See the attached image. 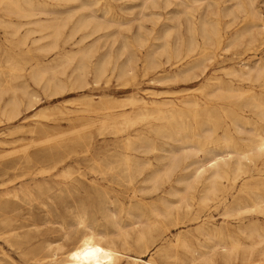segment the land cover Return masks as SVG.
I'll return each instance as SVG.
<instances>
[{"label":"bare ground","instance_id":"bare-ground-1","mask_svg":"<svg viewBox=\"0 0 264 264\" xmlns=\"http://www.w3.org/2000/svg\"><path fill=\"white\" fill-rule=\"evenodd\" d=\"M51 1L55 7L65 2L78 5L62 18V11L43 0H0V5H8L4 8L8 16L27 20L19 24L10 19L2 21L11 30L10 36H16L23 25L28 26L17 41L21 46L32 34L48 32L32 40L50 38L51 42L40 49L44 53L54 50L56 57L45 63L36 61L27 73L28 79L48 90V98L78 93L65 101L79 98L90 107L101 104L99 135L102 139L110 135L112 144L109 147L104 139L100 146L91 134H79L78 143L89 152L83 162L100 166L98 184L69 178L72 166L81 162L58 152L65 148L73 153L78 144L74 141L19 158L20 167L50 163L30 175L29 183L25 180L21 191L27 194L32 187L50 190L58 178L71 189L96 185L100 191L92 215L72 206L63 211L48 209L45 204L33 208L27 203H0V212L19 210V229L27 227L21 221H42L34 225V231L14 233L13 242L8 236H0L19 256V264H264V51L256 59L222 68L226 78H207L206 84L195 87L196 91L208 87L209 81L214 84L209 93L200 96L191 88L136 89L112 99L114 105L108 107L102 96L94 99L87 93L91 85L107 81L111 75L122 88L135 81L139 60L136 51L147 44L152 31L145 33L143 22L155 26L160 18V13L153 11L156 9L164 14L140 59L142 72L163 63H170L175 70L152 77L151 84H192L204 75L205 62L217 50L244 46L259 51L264 45V16L254 0H140L133 42L122 37L117 47H113L116 32L110 30L128 24L106 18L107 7L99 10L103 16L100 19L99 12L92 8L98 0ZM78 11L83 13L75 17ZM69 23V33L63 36ZM78 32L81 35L74 39ZM61 39L76 48L60 49ZM101 39L110 42L98 52ZM6 61L10 69H18L16 61ZM10 77L14 80L23 76ZM16 90L25 97V110L34 109L39 102L26 82L5 87L0 84V100L2 94L10 93L0 110L6 121L19 115L22 100ZM227 98V111L233 114L228 122L218 117L219 113L225 116L218 100ZM76 112L67 113L68 122L79 119L76 114L70 116ZM34 115L43 116L45 110L38 109ZM49 128L39 123L31 133ZM57 168L58 174L52 175L50 171ZM111 173L116 175L115 187H107L113 181L108 177ZM213 204L220 210V223L211 214ZM12 221L6 217L0 220L9 225ZM188 225L193 227L172 234V230ZM2 257L17 264L4 252Z\"/></svg>","mask_w":264,"mask_h":264},{"label":"rangeland","instance_id":"rangeland-1","mask_svg":"<svg viewBox=\"0 0 264 264\" xmlns=\"http://www.w3.org/2000/svg\"><path fill=\"white\" fill-rule=\"evenodd\" d=\"M48 4H52L51 0H43ZM259 1V2H258ZM140 0H98L92 8L97 10V14L99 12L100 19H103V16L100 9L107 7L108 12L105 15L108 19H120L125 21L127 27H115L110 31H115V43L113 47H117L122 40V37H125L129 42H133V34L137 29L136 18L138 17L139 9L136 7L139 4ZM258 2V3H257ZM74 3V4H73ZM257 4V5H256ZM2 5V4H1ZM0 5V84L2 87H5L9 84L19 85L21 82H26L28 85V89L35 92L37 95L39 102L35 106L34 109L25 110V97H23L19 90H16V96L22 100V104L19 106V115L12 121H6L5 117L1 114L0 111V203H8L11 205L19 206V203H27L31 205L33 208L41 207L42 204H45L46 208L57 207L60 210H66L69 207H73L76 209H85L89 214L92 215L93 210L97 207L98 201L100 200V191L96 185L89 187L87 189H71L69 185L63 183L60 179H57V184L52 185L50 190L45 188H33L32 185H28L31 188L27 193L21 191V186L25 184V180L29 183L30 175L38 172L40 169L46 168L50 163H38V164H26L23 167L19 166V158H22L25 155H31L39 150L47 149L49 147H58L66 142H75L78 143L80 141L78 139L79 136H83L85 134H91L95 143L97 145L102 146V141L105 139L107 143H109V147H111L112 141L111 136L108 135L104 139L99 135V127L100 121L102 117L101 104H96L94 106H89L86 101H82L79 98L73 99L72 102H66L65 99L73 98L78 96V93H69L61 96H57L54 98H48V90L43 89L41 86L33 84L27 77V73L31 66H33L36 61H40L41 63L49 62L53 58L56 57V51H52L49 53H44L40 48L48 45L51 41L50 38H44L34 42L32 39L38 38L39 35L48 33L42 32L32 34L26 41L24 46L18 44V39L22 34L25 33L27 25H23L16 36H10L11 30L5 28V23L2 20L10 19L13 23L19 24V22L25 23L26 19H19L13 15L8 16L4 12V8H7L8 5L3 4ZM78 5L77 2H65L62 3L61 7L49 6L57 11H62L63 13L60 16L63 18L67 16V11L74 9ZM254 5L258 8L260 15L264 16V0H254ZM75 6V7H74ZM135 6V7H133ZM138 6V5H137ZM64 9V10H63ZM67 9V10H66ZM154 12L160 13L159 22L153 26L149 21L143 22V29L145 33H148L147 30L151 31V34L148 36L149 41L145 44L144 47L139 48L136 53L139 58L137 62V72L135 81L127 82L125 88H122L121 83L116 81V79L111 75L108 77L106 81H100L97 85H89L90 88L87 93L92 94L94 99L97 96H102L104 104L108 107H113L114 101L112 99L122 97L123 95L137 91L139 89H154V90H180L185 88H191L192 93L196 96L203 95L205 93H209L214 84L213 81H209L208 87H205L202 91H196L195 87L202 86L205 83L206 79L211 76H219L221 78H226L222 68H227L231 66L233 63L237 64L238 61H250L260 57L261 51H264V45L261 46L259 51L253 52L252 49H247L244 46L236 47L233 49H229L228 51L217 50L215 55L209 60L205 62L207 66L206 72L204 75L199 77L192 84H167V83H149V80L164 72L174 71L175 67L170 65V63H163L164 58L161 57L160 61L161 66L157 69H148L146 72H142V66L140 59L143 57L144 52L147 49L148 44L152 40V34L157 32L160 28V24L162 22L164 11L161 9L153 10ZM68 12V13H69ZM83 12L78 11L75 15L78 16ZM74 17V18H75ZM136 17V18H134ZM130 20V21H129ZM15 25V24H14ZM71 27V23L67 24L63 31V36L69 33ZM226 30L227 33L231 32ZM81 35V32L75 34L74 39L78 38ZM94 37V36H92ZM92 39V38H89ZM87 39L86 42L89 41ZM110 41L103 42V39L100 40L98 44V52H102L108 45ZM69 43V42H68ZM68 43H63V40L58 41V45L60 49L73 50L76 46L69 45ZM255 54V55H254ZM257 54V55H256ZM10 55V56H9ZM13 60H12V59ZM10 59L12 62L17 64L18 69H10L9 62L6 60ZM213 65V66H212ZM219 66V67H218ZM226 66V67H225ZM20 68V69H19ZM214 69V70H213ZM70 67L66 69V74L69 72ZM207 73V74H206ZM209 73V74H208ZM16 74L17 76L22 75L23 77L16 79H11L10 75ZM207 76V77H206ZM62 80H65V76H59ZM87 81L91 82L90 75L87 76ZM169 87V88H168ZM125 89V90H123ZM137 89V90H136ZM127 90V91H126ZM209 91V92H207ZM10 93L2 94V98L0 100V110L3 108L4 104L8 100ZM212 102V101H211ZM219 103H222V107L225 110V116H221L219 113L218 117L220 119H225V121H229L233 114L230 110L227 111V104L229 102V98L218 100ZM226 102V103H225ZM214 103V102H212ZM54 105L58 106L57 109H54ZM104 105V106H105ZM215 106V104L213 105ZM95 107H97V110ZM38 109H44L45 115L43 116H35L34 113L38 111ZM99 109V110H98ZM72 110H78V112L71 114L70 116H79V119H76L73 122H68L67 116L68 112ZM76 114V115H75ZM99 122V123H98ZM47 124L51 126L47 131H34L31 133V130L39 124ZM22 126V128H19ZM76 129L80 130L77 133H72L71 130ZM219 131V130H218ZM4 132V133H3ZM81 134V135H79ZM99 135V136H98ZM98 138V139H97ZM42 139V140H41ZM74 139V140H73ZM46 140V141H45ZM98 140V141H97ZM43 141V142H41ZM3 142V143H1ZM6 142V143H5ZM40 142V143H39ZM34 143V144H33ZM38 144V145H37ZM29 145V146H28ZM25 146L26 149L23 147ZM22 148V149H21ZM27 152L25 154V151ZM70 149H60L59 155L65 156L69 155L71 159H78L81 163L77 166H72L71 175L69 178L71 180H82L85 183H91L90 181H94V183L98 184V179L100 177V166L99 164L88 165L83 162V160L89 154L88 151L85 150L83 144H76L73 148V153L69 152ZM68 152V153H67ZM76 153V154H75ZM79 153V154H78ZM198 158H202V154L198 153ZM84 158V159H83ZM41 167V168H40ZM82 168V169H81ZM78 169V170H77ZM60 168L51 170L50 173L52 175L58 174ZM77 171V172H76ZM73 172V173H72ZM27 174V175H26ZM23 176V177H22ZM84 176V177H83ZM115 174L111 173L108 177L112 182L108 184L107 187H115ZM67 181V180H65ZM64 184V185H63ZM106 186V184H105ZM213 203V202H212ZM71 207V208H72ZM215 204L211 205V214L213 216L214 221L217 223L221 222V218L219 216V208L215 209ZM219 210V211H218ZM5 213V214H4ZM38 211L35 210L34 214H37ZM9 218L14 221L9 224H4L0 222V236H8L9 240L13 242L15 239L14 233H19V231L24 232L26 230L34 231V225H41V220L36 221H21L20 224H24L27 227H23L19 229V210L14 212H9L8 210H4V212H0V220L3 218ZM56 222H59V218H55ZM34 222V223H33ZM33 223V224H32ZM55 227L57 225H54ZM14 227H17L14 231L12 230ZM193 225H188L187 227H180L178 229L172 230V234H175L179 231L191 229ZM27 228V229H26ZM40 228V227H39ZM42 227L40 229H44ZM32 229V230H31ZM12 230V231H11ZM11 231V232H10ZM18 247L19 250V239H18ZM2 252L8 254L17 264H19V256L10 248L6 243H4L0 239V262L2 264H10L11 262L7 260V258L2 257ZM38 255H43L45 253H38Z\"/></svg>","mask_w":264,"mask_h":264}]
</instances>
